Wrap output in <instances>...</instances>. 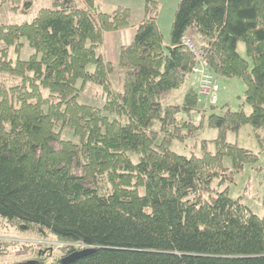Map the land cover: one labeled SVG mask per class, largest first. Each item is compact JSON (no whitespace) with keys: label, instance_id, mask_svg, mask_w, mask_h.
<instances>
[{"label":"trees","instance_id":"16d2710c","mask_svg":"<svg viewBox=\"0 0 264 264\" xmlns=\"http://www.w3.org/2000/svg\"><path fill=\"white\" fill-rule=\"evenodd\" d=\"M82 1H56L30 22L0 26V70L22 80L0 88V218L93 249L69 264H264V216L230 187L260 154L228 141L252 126L264 153V0H181L169 50L156 2H148L116 64L100 52L104 34L129 27L132 10ZM8 2L14 12L33 6L0 0V9ZM190 31L217 77L244 82L250 114L206 106L193 88L180 104L165 103L191 76L194 60L182 45ZM22 40L35 53L14 63L8 50L20 52ZM119 70L121 90L112 85ZM87 83L101 88L102 107L80 103ZM206 129L217 137L201 141V155L174 151ZM12 246L0 240V257ZM62 250L54 264L76 252Z\"/></svg>","mask_w":264,"mask_h":264},{"label":"rangeland","instance_id":"374dc122","mask_svg":"<svg viewBox=\"0 0 264 264\" xmlns=\"http://www.w3.org/2000/svg\"><path fill=\"white\" fill-rule=\"evenodd\" d=\"M27 1V0H25ZM33 6L28 10H23L21 6L18 12L12 11L11 3L8 2L0 9V26L3 24L23 23L30 22L36 16V13L42 8H51L53 3L60 1L62 3L77 4V6H84L82 0H30ZM126 5L132 6L134 13L132 12L131 27L133 24L140 25L145 17V5L150 2H156L158 15L157 23L159 30L163 36L164 46L169 50V45H165V41L171 40V28L174 20L175 12L178 8L181 0H121ZM103 6V4H102ZM104 7V6H103ZM105 8V7H104ZM107 11V9H105ZM127 27V28H129ZM139 27V26H138ZM125 28V29H127ZM123 30V29H122ZM112 33V32H107ZM195 34V33H194ZM22 48L20 52H17L16 47L9 48V59L14 63L17 60H28L35 51L27 44L25 40L21 41ZM6 45L0 42V55ZM238 53L253 67V62L248 57L246 52V46L243 42L238 44ZM90 71L94 70V66L89 67ZM121 71L112 77V85L115 89L121 90ZM22 80L18 77H14L11 74L1 72L0 70V88H12L21 85ZM82 81L78 82V87L82 85ZM189 85L191 84L188 81ZM220 92L218 95V102L216 106L221 109L222 107L229 106L232 110L243 109L246 114L251 113V107L245 102V90L246 86L244 82L239 78H219ZM193 89L198 91L193 86ZM188 89L184 86L178 92L171 97L165 99V103L180 104L183 100V93ZM204 105L210 104L207 100L199 97ZM80 103L88 104L93 107H102L105 102V96L102 95V90L99 86L93 83H87L83 92L79 98ZM193 119L195 122H199V116L194 114ZM262 132L253 128L252 126L243 127L238 133H229L228 141L236 143L245 149L260 154V161L256 165L247 167L243 175H239L236 179L235 185H230L232 190V196L235 198L242 197L245 204H247L252 210L259 216H264V207L262 204L263 192H264V153L259 144V137L262 136ZM66 137V136H65ZM217 137V131L206 129L199 133L197 137L190 139L185 144L176 143L174 145V151H177L183 155H201V141H211ZM214 150L213 146L210 147ZM0 240H5L14 244L7 252V255L0 257V264H25L29 261H44L47 264H54L57 260L63 258L67 250H62L65 247L64 244L58 243L51 237L46 239L36 236L34 233L21 232L15 227L10 226L0 218ZM75 248H81L80 245H76ZM78 250V249H76ZM52 255V256H51Z\"/></svg>","mask_w":264,"mask_h":264},{"label":"built area","instance_id":"2783aa9c","mask_svg":"<svg viewBox=\"0 0 264 264\" xmlns=\"http://www.w3.org/2000/svg\"><path fill=\"white\" fill-rule=\"evenodd\" d=\"M182 45L194 60L191 73L194 87L203 99L210 104H216L220 92L219 78L211 72L206 53L198 44L193 32L190 31L183 37Z\"/></svg>","mask_w":264,"mask_h":264},{"label":"crops","instance_id":"0c3cea01","mask_svg":"<svg viewBox=\"0 0 264 264\" xmlns=\"http://www.w3.org/2000/svg\"><path fill=\"white\" fill-rule=\"evenodd\" d=\"M97 3L100 5L101 10H103L104 12H110L119 6H125L129 7L134 13L133 7L126 5L125 2H122L121 0H97ZM102 4L105 8L102 6ZM105 9H107V11ZM138 26L139 25L137 23L133 24L127 29L104 34V43L100 49V52L105 56L108 62L112 64H116L118 62L119 49L122 46H126L132 43ZM169 44L170 42L165 41V45ZM186 88L188 90L190 89L189 83L186 85Z\"/></svg>","mask_w":264,"mask_h":264},{"label":"water","instance_id":"95a60500","mask_svg":"<svg viewBox=\"0 0 264 264\" xmlns=\"http://www.w3.org/2000/svg\"><path fill=\"white\" fill-rule=\"evenodd\" d=\"M92 252H93V249L92 248H85L84 250L74 252L73 254H71L70 257H68L67 260L63 261V263L64 264L72 263V262L78 260L79 258L88 256ZM25 264H40V263L37 262V261H29V262H27Z\"/></svg>","mask_w":264,"mask_h":264},{"label":"flooded vegetation","instance_id":"af4514ba","mask_svg":"<svg viewBox=\"0 0 264 264\" xmlns=\"http://www.w3.org/2000/svg\"><path fill=\"white\" fill-rule=\"evenodd\" d=\"M40 262V264H41V261H39Z\"/></svg>","mask_w":264,"mask_h":264}]
</instances>
